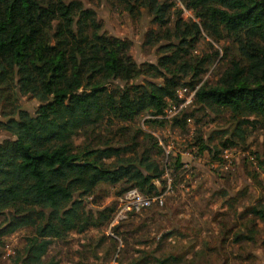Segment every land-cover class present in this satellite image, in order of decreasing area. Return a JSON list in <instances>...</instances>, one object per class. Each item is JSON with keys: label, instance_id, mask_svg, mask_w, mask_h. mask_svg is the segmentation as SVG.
Returning <instances> with one entry per match:
<instances>
[{"label": "trees", "instance_id": "1", "mask_svg": "<svg viewBox=\"0 0 264 264\" xmlns=\"http://www.w3.org/2000/svg\"><path fill=\"white\" fill-rule=\"evenodd\" d=\"M109 1L152 18L144 42L158 47L157 63L138 64L132 42L103 32L84 0H0V130L9 136L0 143V239L23 228L34 231L14 264H56L47 261L56 241L110 228L118 209L90 208L100 186H122L120 197L133 188L149 198L162 193L158 183L165 182L172 158L152 133L131 134L125 124L146 116L147 124H163L159 117L169 102L181 104V90H197L187 109L232 116L224 147L246 141V129L264 127V0ZM178 4L197 20H186ZM205 39L223 47L199 56L196 48ZM218 59L224 63L218 79L208 82ZM25 100L39 102L34 113ZM116 123L129 140L97 135ZM259 165L264 174V161ZM174 166L182 167L178 160ZM245 215L252 230L237 235L238 244L262 236L264 200ZM111 237L125 264L120 241ZM130 264L196 263L149 254Z\"/></svg>", "mask_w": 264, "mask_h": 264}, {"label": "rangeland", "instance_id": "2", "mask_svg": "<svg viewBox=\"0 0 264 264\" xmlns=\"http://www.w3.org/2000/svg\"><path fill=\"white\" fill-rule=\"evenodd\" d=\"M84 3L97 12L103 32L132 42L131 55L138 64L157 63L158 47L147 46L144 42L146 31L153 27L147 13L133 15L109 0H84ZM178 6L183 9L186 20H197L194 13L181 4ZM222 47L205 39L196 48V54L209 56ZM223 65L221 59L211 63L205 80L216 83ZM175 105L169 102L166 112ZM38 106L36 100L24 102V108L31 113ZM149 117L125 124V128L131 134L142 130L158 139L166 156L172 158L165 171V182L158 183V187L163 192L171 179L173 191L166 196L163 205L154 204L150 210L120 223L119 239L123 242H120V260L130 264L149 254L153 257L173 254L196 264H223L227 259L230 264H264V222H258L257 230L262 236L258 235L257 241L235 242L237 235L252 230L246 210L264 200V174L259 165L264 161V127L255 125L246 129V141L227 148L223 144L230 137L223 133L231 128L233 120L227 112L218 115L194 107L183 110L173 119L164 120L163 124L152 125L144 122ZM106 125L109 124L106 122ZM120 125L108 126L97 131V135H110L111 140L124 143L130 138L122 139L117 131ZM7 138L8 134L0 130V143ZM85 139L81 138L78 143ZM91 139L95 140L96 135L93 134ZM206 145L209 149L203 150ZM159 160L164 166L167 162L165 154ZM177 160L182 166L179 169L174 166ZM122 188L100 186L90 199V208L95 211L109 206L118 209L122 198L118 193ZM1 225H4V219L0 220ZM33 232L23 228L1 238L0 264H14ZM111 236L106 227L93 228L84 235L71 234L66 240L53 244L47 261L112 264L118 251L115 253L116 242ZM224 241L226 245L222 244Z\"/></svg>", "mask_w": 264, "mask_h": 264}, {"label": "built area", "instance_id": "3", "mask_svg": "<svg viewBox=\"0 0 264 264\" xmlns=\"http://www.w3.org/2000/svg\"><path fill=\"white\" fill-rule=\"evenodd\" d=\"M194 92H190L188 89H183L179 92V97L182 102L180 105L173 106L169 112H166L164 117H159V119H173L178 116L183 110L190 107L193 103L196 94ZM173 191V183L172 180H168V184L166 186V190L162 192L160 195H157L153 198H149L143 195L138 189L133 188L129 190L121 199L118 210L116 212L115 218L111 223L109 228V233L120 242H122L118 237H116V227L120 225V223L129 219V217L135 214H141L144 210L151 208L154 204L163 205L165 203L166 196ZM115 232V233H114ZM113 233V234H112ZM112 264H122L118 260V256L113 260Z\"/></svg>", "mask_w": 264, "mask_h": 264}]
</instances>
